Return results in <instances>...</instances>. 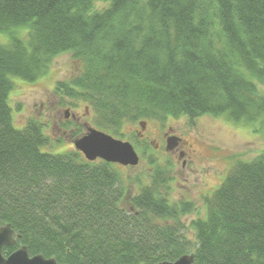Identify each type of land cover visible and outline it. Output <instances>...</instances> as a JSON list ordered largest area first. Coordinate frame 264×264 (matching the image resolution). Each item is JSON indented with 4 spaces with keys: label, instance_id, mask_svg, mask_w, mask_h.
Segmentation results:
<instances>
[{
    "label": "trees",
    "instance_id": "16d2710c",
    "mask_svg": "<svg viewBox=\"0 0 264 264\" xmlns=\"http://www.w3.org/2000/svg\"><path fill=\"white\" fill-rule=\"evenodd\" d=\"M0 33V225L16 239L3 255L25 246L67 264L184 254L194 264H264V150L237 161L204 199L191 242L180 220L191 204L170 201V176L156 169L128 193L114 163L43 151V125L16 128L8 101L14 77L35 81L69 52L83 69L57 93L85 102L112 135L168 116L253 120L264 115L254 82L264 81V0H0Z\"/></svg>",
    "mask_w": 264,
    "mask_h": 264
},
{
    "label": "rangeland",
    "instance_id": "374dc122",
    "mask_svg": "<svg viewBox=\"0 0 264 264\" xmlns=\"http://www.w3.org/2000/svg\"><path fill=\"white\" fill-rule=\"evenodd\" d=\"M106 2L96 1L95 8L101 9ZM21 31V30H20ZM8 38L0 33V43ZM79 59L66 52L56 56L47 72L35 81L13 78V89L8 101L12 108V120L16 128H23L28 120H37L49 138L43 151L69 153L75 151L72 144L75 129L83 131L94 125V113L85 102L57 93L58 82H65L82 72ZM258 91L264 96V81L254 80ZM67 112V113H66ZM143 136L139 121L123 125L121 136L116 139L129 141L139 154V162L133 166L114 164L128 193H137L147 185L158 169L170 176L167 189L170 201L191 204V210L180 217L184 235L195 241L192 220L204 218L207 207L204 199L212 194L237 161H249L264 150V115L253 120H230L225 115L204 114L195 118L187 115L168 116L164 120L146 121ZM171 127L188 146L187 165L182 166L165 149L162 133ZM110 134V133H109ZM190 156V157H189ZM152 159L151 161H149ZM168 172V173H167ZM156 173V172H155Z\"/></svg>",
    "mask_w": 264,
    "mask_h": 264
},
{
    "label": "water",
    "instance_id": "95a60500",
    "mask_svg": "<svg viewBox=\"0 0 264 264\" xmlns=\"http://www.w3.org/2000/svg\"><path fill=\"white\" fill-rule=\"evenodd\" d=\"M141 126L144 127V122H141ZM73 145L89 161L102 159L106 162L132 166L139 161V156L129 141L116 139L91 126H87L85 132L73 140ZM174 146L175 140L168 138L166 149L172 150ZM14 234L9 224L0 225V264H67L58 263L54 258H47L41 254L30 256L25 246H20L7 256L3 255L4 246L15 245ZM155 264H193V255L184 254L174 261H162Z\"/></svg>",
    "mask_w": 264,
    "mask_h": 264
},
{
    "label": "flooded vegetation",
    "instance_id": "af4514ba",
    "mask_svg": "<svg viewBox=\"0 0 264 264\" xmlns=\"http://www.w3.org/2000/svg\"><path fill=\"white\" fill-rule=\"evenodd\" d=\"M145 128H146V126H145ZM145 128L142 129V131H138V135L139 136H143V133H144ZM162 137L165 139V141L168 138H173L175 140V146H174V149L171 150V153H172L173 156H176L177 159H181L182 166L185 167L187 165V157H186V154L188 153V151H186V150H188L189 147L186 146V145H184L183 138L181 136H179L174 131V129H172L171 127H169L166 132H163L162 133Z\"/></svg>",
    "mask_w": 264,
    "mask_h": 264
}]
</instances>
